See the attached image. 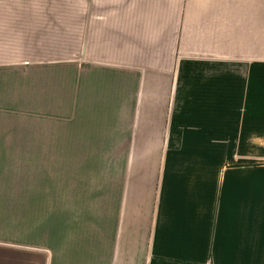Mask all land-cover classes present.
Masks as SVG:
<instances>
[{
	"label": "crops",
	"instance_id": "1",
	"mask_svg": "<svg viewBox=\"0 0 264 264\" xmlns=\"http://www.w3.org/2000/svg\"><path fill=\"white\" fill-rule=\"evenodd\" d=\"M134 135L168 152L155 207L38 190L70 137ZM0 200L48 264H264V3H0Z\"/></svg>",
	"mask_w": 264,
	"mask_h": 264
},
{
	"label": "rangeland",
	"instance_id": "2",
	"mask_svg": "<svg viewBox=\"0 0 264 264\" xmlns=\"http://www.w3.org/2000/svg\"><path fill=\"white\" fill-rule=\"evenodd\" d=\"M0 3H77V0H0ZM260 3H264V0H260ZM132 138L133 151H124V146L119 143L116 151H90L99 147L108 149L107 137L106 145L101 144L103 138L70 137L68 143L78 144L82 150L58 153L63 158H54L52 178L49 174L46 177L51 183L38 184V190H44L47 185L45 190L51 191L116 192L123 196L124 192L129 191L133 208L155 207L166 175L163 163L168 152L162 150L163 137L134 135ZM46 171L48 168H37L38 181L43 178L42 174L46 175ZM22 202L25 201L0 200V213L4 214L5 220L0 225V261L11 264L10 261L16 257L20 260L19 264H28L29 259L36 261V264H48L50 253L38 246L44 238V218L38 216L31 224L20 226L19 216L25 212L19 214L14 206ZM37 215H40V211ZM34 242L38 247L31 246Z\"/></svg>",
	"mask_w": 264,
	"mask_h": 264
}]
</instances>
